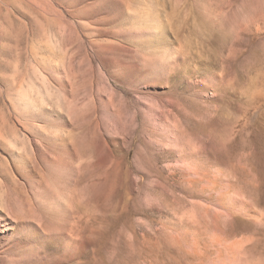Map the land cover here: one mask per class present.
Returning <instances> with one entry per match:
<instances>
[{
  "label": "rangeland",
  "instance_id": "rangeland-1",
  "mask_svg": "<svg viewBox=\"0 0 264 264\" xmlns=\"http://www.w3.org/2000/svg\"><path fill=\"white\" fill-rule=\"evenodd\" d=\"M0 264H264V0H0Z\"/></svg>",
  "mask_w": 264,
  "mask_h": 264
}]
</instances>
